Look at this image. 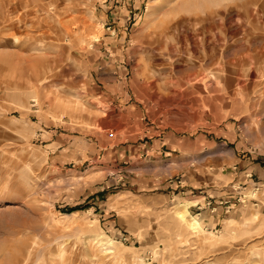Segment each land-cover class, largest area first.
I'll return each mask as SVG.
<instances>
[{"label": "rangeland", "instance_id": "rangeland-1", "mask_svg": "<svg viewBox=\"0 0 264 264\" xmlns=\"http://www.w3.org/2000/svg\"><path fill=\"white\" fill-rule=\"evenodd\" d=\"M245 1L0 0V264H264Z\"/></svg>", "mask_w": 264, "mask_h": 264}, {"label": "bare ground", "instance_id": "bare-ground-1", "mask_svg": "<svg viewBox=\"0 0 264 264\" xmlns=\"http://www.w3.org/2000/svg\"><path fill=\"white\" fill-rule=\"evenodd\" d=\"M218 1V0H217ZM216 3V2H215ZM218 3V2H217ZM222 3V2H221ZM220 2H219V4H218V6L219 5H222ZM6 4V3H5ZM8 4V3H7ZM212 5H213V3H212ZM214 5H216V4H214ZM224 5H225V9H228V11L229 10H231V9H234V8H239V6L237 5V6H232V5H235V4H225L224 3ZM217 6V5H216ZM10 7V6H9ZM254 8H256V10L254 9ZM8 9V8H7ZM6 9V10H7ZM240 9H244V10H247V11H249V12H251V13H253V12H259L260 10H263L264 11V1L262 2V0H247V1H245L242 5H241V7H240ZM223 12H224V10H222ZM222 12V13H223ZM256 13V14H257ZM62 24V23H61ZM168 25V24H167ZM163 28V27H162ZM162 32H159L158 33V35H160V36H165V35H167L169 32H170V28H169V26H166V28H163V30H161ZM244 41V40H243ZM195 46V45H194ZM258 55V54H257ZM245 58H248V57H245ZM251 59H253V57H251L250 58V61H251ZM263 60V61H262ZM260 63H262L263 65H264V57H262L261 59H260ZM246 62H247V60H246ZM240 63V62H239ZM258 69H259V72H261V71H263V73H264V67L263 68H260V67H258ZM224 72V71H223ZM229 79V78H228ZM251 81L250 82H246L247 84L249 83L250 85L249 86H247V84L244 82L243 84L241 83V82H238V84H237V87H238V89H239V91H238V93L242 96V98L244 99L246 96L248 97V95H249V90L255 85V84H257V83H259L258 81H257V79H255V77L254 78H251L250 79ZM228 81V80H227ZM226 81V82H227ZM229 83V82H228ZM259 86V85H258ZM256 87V86H255ZM228 88V87H227ZM262 92H264V90L262 91ZM261 92V93H262ZM259 93V92H258ZM261 93H260V95H261ZM262 94H264V93H262ZM259 95V96H260ZM261 97V96H260ZM33 99H35V101H37V99H36V97L35 96H33L32 97ZM257 98H258V96H257ZM261 99V98H260ZM259 99V100H260ZM59 100V99H58ZM249 98L248 99H246L245 98V109L247 110V109H249V106L251 105L250 104V102H249ZM251 100H253V97L251 98ZM250 100V101H251ZM259 100H258V102H259ZM244 101V100H243ZM254 102V101H253ZM257 102V101H256ZM255 104V103H254ZM253 104V105H254ZM257 104V103H256ZM253 105H252V107H253ZM251 107V106H250ZM187 206L188 205H186V206H184L185 207V209H187ZM186 217V212L185 213H179V218H185ZM190 222H191V226H190V228H192L191 230H193L195 233H197L198 231H199V228L201 227L200 226V222H199V220H197L196 218H193V217H191V219H190Z\"/></svg>", "mask_w": 264, "mask_h": 264}, {"label": "crops", "instance_id": "crops-1", "mask_svg": "<svg viewBox=\"0 0 264 264\" xmlns=\"http://www.w3.org/2000/svg\"><path fill=\"white\" fill-rule=\"evenodd\" d=\"M182 185H184V187H182L183 189L181 190V192L180 193H186V194H188V193H190V192H192V181H190L189 180V176H187L186 177V180L185 181H183V183H182ZM194 208L196 209V210H203V211H206V207L208 208L209 207V203L207 202H205L204 200L202 201V203H198V204H194ZM223 209V208H222ZM226 211V210H225ZM220 212H222V210L220 211ZM190 214V213H189ZM201 214V213H200ZM191 215V214H190ZM192 216V215H191ZM196 217V216H195ZM213 219H215L214 217L215 216H211ZM197 220H199V222L201 223V221H200V218L199 217H197ZM216 223L214 224V225H216V224H218L219 223V216H216V221H215Z\"/></svg>", "mask_w": 264, "mask_h": 264}, {"label": "built area", "instance_id": "built-area-1", "mask_svg": "<svg viewBox=\"0 0 264 264\" xmlns=\"http://www.w3.org/2000/svg\"><path fill=\"white\" fill-rule=\"evenodd\" d=\"M222 204V203H221Z\"/></svg>", "mask_w": 264, "mask_h": 264}]
</instances>
